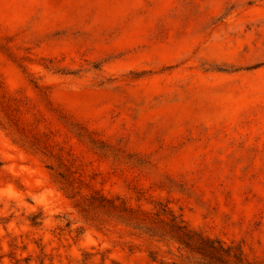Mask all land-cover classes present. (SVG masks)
<instances>
[{
  "label": "rangeland",
  "instance_id": "374dc122",
  "mask_svg": "<svg viewBox=\"0 0 264 264\" xmlns=\"http://www.w3.org/2000/svg\"><path fill=\"white\" fill-rule=\"evenodd\" d=\"M138 210L264 264V0H0V264H199Z\"/></svg>",
  "mask_w": 264,
  "mask_h": 264
},
{
  "label": "trees",
  "instance_id": "16d2710c",
  "mask_svg": "<svg viewBox=\"0 0 264 264\" xmlns=\"http://www.w3.org/2000/svg\"><path fill=\"white\" fill-rule=\"evenodd\" d=\"M61 177H64L59 173ZM109 208L115 211H119L123 215L128 217L129 214L134 212L130 207L125 206L122 203H116L115 200H108ZM93 202H90L91 205ZM142 215L145 212L138 210ZM156 217L134 218L139 221L143 226L139 229H143L145 233L151 237H164V235H170L171 239L180 247H183L189 253H196L200 258L199 264H252L247 263L242 257L240 248L233 244H225L218 239L209 238L202 235L199 232L193 231L188 228L182 220L173 216L168 221H165L159 214H154ZM129 219H132L130 217ZM188 258V257H186Z\"/></svg>",
  "mask_w": 264,
  "mask_h": 264
}]
</instances>
